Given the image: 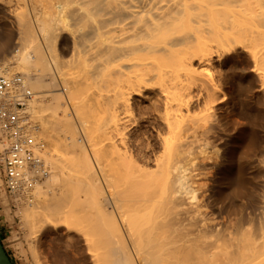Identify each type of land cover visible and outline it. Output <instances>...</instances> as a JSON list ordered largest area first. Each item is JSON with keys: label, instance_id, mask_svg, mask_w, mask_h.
<instances>
[{"label": "bare ground", "instance_id": "obj_1", "mask_svg": "<svg viewBox=\"0 0 264 264\" xmlns=\"http://www.w3.org/2000/svg\"><path fill=\"white\" fill-rule=\"evenodd\" d=\"M23 1L0 74L31 92L12 194L26 264H264V208L251 229L206 211L243 194L248 163L220 120L264 132V0Z\"/></svg>", "mask_w": 264, "mask_h": 264}, {"label": "rangeland", "instance_id": "obj_2", "mask_svg": "<svg viewBox=\"0 0 264 264\" xmlns=\"http://www.w3.org/2000/svg\"><path fill=\"white\" fill-rule=\"evenodd\" d=\"M2 2H0V44L2 43L3 45H5L6 47V53L7 55L9 56H13V54H16L15 51H17L16 49L20 48L21 47V44H20V40L17 39L19 38V35H18V31L16 32L15 30H18L15 26V21H14V17H16V15H18V13H21L24 12V11H27L28 10V6H26V3H24L23 0H0ZM5 4H4V3ZM24 5H23V4ZM24 6V7H23ZM5 8V9H4ZM21 10V11H20ZM4 14V17L3 16ZM16 14V15H15ZM9 15V16H8ZM13 16V17H12ZM9 19V20H8ZM65 19L68 21V19L65 17ZM10 21V22H9ZM12 23V25H11ZM69 23V21H68ZM71 23V21H70ZM7 36V37H6ZM10 37V38H9ZM39 38V37H38ZM17 39V40H16ZM7 40V41H6ZM14 40V41H13ZM3 41V42H2ZM16 41V42H15ZM19 42V43H17ZM40 44H42V40H39ZM19 44V45H18ZM17 46V47H16ZM20 46V47H19ZM13 47V48H12ZM59 47V51H63L64 52H67V53H64L63 56L64 58H69V56H71V51H66L67 47L66 46H63V45H60L58 46ZM15 48V49H14ZM9 51L11 52V54H9ZM12 51H13V54H12ZM69 55V56H68ZM8 58V57H7ZM8 58V59H9ZM6 59V62L9 63V61H11V59ZM1 62V61H0ZM9 66V65H8ZM7 66V67H8ZM12 66V65H11ZM9 68V67H8ZM10 70V69H9ZM71 70V69H70ZM69 70V71H70ZM8 71V70H7ZM68 71V72H69ZM20 73L18 70H10L9 73ZM74 72L75 74H77L79 72V70H77V68L74 67V70L72 68L71 72H69V76L67 75L66 77L69 79H72L76 76L75 74L73 75ZM70 73H72L70 75ZM79 74V73H78ZM74 76V77H73ZM85 76V75H84ZM79 78V76H77ZM76 78V77H75ZM85 78L87 80H85ZM80 79H84L82 82L83 84L86 82V84H88L89 82V87H87L90 91H88V89L86 88L85 90L87 91H84V94H86V98L87 100L91 97H92V93L94 90H91L90 87H92V89H94V87L90 84V83H93L91 81V78H89L88 76V73H87V76L85 77H80ZM89 79V81H88ZM91 81V82H90ZM242 86V85H241ZM244 89V86L243 88ZM255 89V88H254ZM253 89V91H254ZM92 92V93H90ZM90 94H91V97H90ZM89 97H88V96ZM263 102V103H262ZM261 104L258 105L259 107L263 108L264 109V100H262L260 102ZM225 108H223V110L225 109L224 113L227 112L226 109V106H224ZM216 115H218L221 110H216ZM135 115L134 118L136 120H138L139 122L143 123V120L145 118L144 115ZM146 116V115H145ZM137 117V118H136ZM91 119V117H90ZM236 120H237V123H236V126H235V123L232 124V125H229L226 123V120L225 119H221L220 120V124L222 125V131H221V136L224 137L220 140H224L226 137H228L230 139V142L232 144H235L236 148L235 150H233V153L235 154H242V155H245L248 159V163L245 165V167L243 168L245 173L242 171L239 175H238V185L241 189V191L243 192V194L241 193L239 195V197L233 199V200H230V201H226V202H222L221 200H217L214 202V204H212L211 206H208L206 208V211H207V214L209 216V213H210V216H212V218L215 220V221H219L221 220V216L223 215L225 217V220L227 221L226 223V226L229 227L231 225H233L237 219V217H239L241 214H245V220H247V223H245V226L249 227L250 229L252 227H254L253 225L256 226V223H254L255 221L258 222L260 220V218L258 216H261L259 214V212L261 211V209L264 208V169L262 170V168H264V164L260 161L261 158H262V155L263 154V145H264V132L261 131L260 127H259V121L256 117V115L253 114V116H251L248 120H245L244 118H241L239 116L236 117ZM225 121V122H224ZM241 123H245L246 125V128L245 130L242 132V134L240 135L239 133V129L240 127H243V125ZM238 127V128H237ZM255 128V130H254ZM1 130V128H0ZM231 131V133H230ZM1 132V131H0ZM226 132V133H225ZM245 132V133H244ZM223 133V134H222ZM225 133V134H224ZM262 135H260V134ZM227 134V135H226ZM237 134V136H236ZM1 135L0 134V147L1 149L4 147L3 146V141H2V138H1ZM262 138V139H261ZM219 139L215 140L213 143L214 144H218L221 148L224 147V144L221 143ZM2 141V142H1ZM217 142V143H216ZM247 145V146H246ZM250 145V146H249ZM0 149V150H1ZM239 149V150H238ZM260 149V151L258 150ZM262 149V151H261ZM255 158V159H254ZM251 159V160H250ZM260 159V160H259ZM104 160V158H103ZM252 161V162H251ZM258 163H257V162ZM250 162V163H249ZM258 168H257V166ZM261 163V164H260ZM251 164V165H250ZM260 165H262L260 167ZM246 168V169H245ZM242 169V170H243ZM261 169V170H259ZM261 171L263 172L261 174ZM259 172V173H258ZM244 174V175H242ZM241 178V180H239ZM263 178V179H262ZM244 179V180H243ZM247 179V180H246ZM0 180H1V173H0ZM0 203H1V200H5L3 201V203L1 204H4V205H0V240H1V243L4 247V250L5 252L7 253L8 257L10 258V260L12 261L13 264H26L25 262V258H24V249L25 248V245H24V228L22 226V224L19 222L21 221L20 217H18V213L16 212L17 210V206L14 202L13 199V195L12 194H9L5 189H3V185H2V180L0 181ZM245 183V184H244ZM245 188V189H243ZM3 190V191H2ZM5 191V192H4ZM244 191H245V195H244ZM1 192L3 194H1ZM7 193V194H6ZM7 198H6V196ZM3 195V196H2ZM10 195V196H9ZM244 195V196H242ZM246 195H250L249 197L246 196ZM240 196H242L240 198ZM251 196H252V199H251ZM2 197V199H1ZM11 197V198H10ZM251 199V200H250ZM246 200V201H245ZM248 200V201H247ZM11 201L13 203H11ZM232 201V202H231ZM250 202H253V203H249ZM243 202V203H242ZM247 202V204H246ZM257 203V204H256ZM6 204V205H5ZM245 204V205H244ZM256 204V205H255ZM9 205V206H8ZM16 208H15V206ZM259 205V206H258ZM5 207H9L8 210L6 211V215H5V212L4 209ZM210 207V208H209ZM215 207V208H214ZM219 207V208H218ZM245 207V208H244ZM252 207H254L252 209ZM220 208H222L220 210ZM258 208V209H257ZM260 208V210H259ZM212 211H211V210ZM216 209V210H215ZM257 209V212L255 211ZM10 210V211H9ZM220 210V211H219ZM254 210V211H252ZM15 211V213L13 214V212ZM223 211V212H221ZM243 211V212H242ZM252 211V212H251ZM209 212V213H208ZM222 214H221V213ZM242 212V213H241ZM247 212H249L247 214ZM251 212V214H250ZM257 213V217H256V213ZM13 216H12V215ZM16 214V215H15ZM221 214V216H220ZM247 214V215H246ZM255 214V216H254ZM9 217H8V216ZM11 215V217H10ZM251 215V216H250ZM209 216V217H210ZM248 216V218H247ZM252 217V218H251ZM254 217V218H253ZM255 217H256V220H255ZM7 218V219H6ZM8 218L12 221L10 222L8 220ZM220 218V219H219ZM247 218V219H246ZM250 218V219H249ZM219 219V220H218ZM249 219V220H248ZM252 219L251 223H250V220ZM254 219V220H253ZM254 221V222H253ZM10 222V223H9ZM19 222V223H18ZM234 222V223H232ZM246 222V221H245ZM21 224V225H19ZM229 225V226H228ZM252 225V226H251ZM19 226V227H18ZM22 227V228H21ZM21 228V229H20ZM67 232L65 231H62L61 234H63L62 236V240L63 241H70L71 242V237L69 235H72L71 233L70 234H66ZM69 237H67V236ZM67 238V239H65ZM81 238V237H80ZM19 239V240H18ZM70 239V240H68ZM81 240V239H80ZM23 242V244H22ZM81 243H82V240H81ZM14 244V246L12 245ZM18 244H20L19 246L22 248V252H20V248L17 247ZM83 244V243H82ZM16 246V248H15ZM90 262V260H89ZM89 264H93L92 262H90Z\"/></svg>", "mask_w": 264, "mask_h": 264}, {"label": "built area", "instance_id": "obj_3", "mask_svg": "<svg viewBox=\"0 0 264 264\" xmlns=\"http://www.w3.org/2000/svg\"><path fill=\"white\" fill-rule=\"evenodd\" d=\"M20 74H0V127L7 142L0 150V173L4 189L11 194L18 191V167L32 156L20 138L25 130L35 127L26 110L31 92L20 85Z\"/></svg>", "mask_w": 264, "mask_h": 264}, {"label": "water", "instance_id": "obj_4", "mask_svg": "<svg viewBox=\"0 0 264 264\" xmlns=\"http://www.w3.org/2000/svg\"><path fill=\"white\" fill-rule=\"evenodd\" d=\"M0 264H13L7 253L4 250V247L0 240Z\"/></svg>", "mask_w": 264, "mask_h": 264}]
</instances>
